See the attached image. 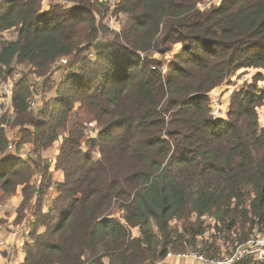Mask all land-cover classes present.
Returning <instances> with one entry per match:
<instances>
[{"label": "trees", "instance_id": "16d2710c", "mask_svg": "<svg viewBox=\"0 0 264 264\" xmlns=\"http://www.w3.org/2000/svg\"><path fill=\"white\" fill-rule=\"evenodd\" d=\"M73 1L42 11V0H0V34L18 33L1 45L0 81L14 63L42 77L82 47L91 50V60L82 58L57 90L50 112L35 118L31 91L11 92L20 125L33 127L17 150L49 149L59 131L68 132L76 104L101 130L87 152L81 125L64 138L55 167L62 181L48 211L49 163L29 168L0 138V190L12 196L22 188L20 210L35 201L22 264H161L170 253L197 249L205 231L191 225L206 217L230 232L264 233V128L257 113L264 91L234 93L227 119L213 115L209 97L241 69L264 70V0H221L204 12L199 5L206 0H120L127 19L110 42L100 41L96 0ZM178 44V63L165 74L152 55ZM36 175L39 186L32 184ZM252 255L234 264H259Z\"/></svg>", "mask_w": 264, "mask_h": 264}, {"label": "rangeland", "instance_id": "374dc122", "mask_svg": "<svg viewBox=\"0 0 264 264\" xmlns=\"http://www.w3.org/2000/svg\"><path fill=\"white\" fill-rule=\"evenodd\" d=\"M41 2L42 7H45L48 3L50 5L55 6L57 2L66 1L69 3L75 2L72 0H42ZM219 3L221 0H218ZM44 3V4H43ZM101 3V4H100ZM119 4L120 0H114V3H111L110 0H96L95 6L100 11L101 15H96L98 18V26L100 30V41L104 40L105 42L114 41V31L118 30L120 24H124L127 16L119 11ZM216 3L213 0H206L203 4L199 5V9L202 12L214 7ZM59 6V5H57ZM115 8V9H114ZM50 9L47 7L46 10ZM112 10V11H111ZM96 14V13H95ZM112 17L115 23V29H111L108 26V19ZM107 25L111 30H108ZM18 33L16 30H11L8 32H4L0 34V48L3 42L6 41H15L17 40ZM82 53L76 57H70L66 59V62H60V65L55 67L51 70L46 76H38L35 72V69L31 66L26 65H18L14 63L11 71L5 70L3 68V74L0 81V138L2 136L7 140L8 145L6 152H12L15 155H20L21 160L25 161L28 164L29 168H34V162H43L46 161L50 165V173L49 177L51 179L50 182H46V184H51V189H49L48 193L44 196L43 202V210L47 211L49 206L51 205L52 200L54 199L56 193V185L62 179V170L58 171L55 169L58 163V158L60 155V150L63 144V140L65 137L68 136V132L71 128L79 124L83 127L85 139L83 142L82 149L84 152H87L88 149L86 144L91 142L93 139H96L98 134L100 133L98 125L94 121H90L87 117L86 112L84 109L80 108L79 104H76L75 108L73 109L72 115L68 122V132L64 133L62 131L58 132V139L57 141L47 150L36 152L33 145L27 144L21 146L19 150H17L18 144L22 142V135H24L25 131L33 130L31 125H20V122L23 120L22 115H18L13 108L12 105V97H5L3 94L2 88L6 87L15 92L17 88L20 89H28L31 91V109L30 112L35 115V118L39 117V112H50L51 109L56 106L55 97L57 96V90L66 82L69 77L75 73L76 68L82 65V58H90L89 48L85 49L82 47ZM181 50V45H173L170 49L169 53L167 54H160L155 53L152 55V60L155 61V67L157 64H161L163 72L167 74V69L170 64L173 62H177L176 56ZM95 58V57H94ZM93 58V59H94ZM1 68V67H0ZM262 75L264 77V70H253V69H241L236 74L229 76L226 81L217 89H215L212 93L209 94L211 100V108L213 110V115H218L220 112L222 118H228L229 106L231 102V97L234 93L240 92L242 90H247L252 93H256L259 91H264V79L260 82L255 81V77ZM71 83V80L68 81V84ZM258 113V121L262 128H264V104L257 110ZM10 145H13V148H10ZM17 151V153H16ZM94 158H99L97 154V150L93 153ZM45 165V163H44ZM24 168H27L26 166ZM40 177L35 176L32 180V184H37L39 186ZM52 188L54 190H52ZM18 190H22L19 188ZM17 192L12 196H7L0 190V213H4L3 219L0 218V228L3 230L5 227V223L8 222V219L14 218V225L13 227H8L10 229L3 230V236L7 237L11 232V228H21L28 222L33 224L37 219L34 218L35 215V208L33 204L35 201L31 202L24 210H20V206L18 208L12 207L10 209H6V201L13 199L18 194ZM6 217V218H5ZM38 220H41L39 217ZM27 225V224H25ZM178 226L181 227L180 223H177ZM4 226V227H1ZM191 228L193 230H204L205 234L202 237L198 238V247L197 249H187L185 253H192L197 252L198 254L202 252L204 248L211 250V255L205 258H215V260L219 261H226L228 258L233 257L237 253H242L240 260L243 258H247V256H254L255 262L261 264L257 255H264V246L255 245L257 242L255 241L257 238H261L259 240L264 239V233L259 232L257 229L250 230L247 227L245 230L237 231V232H230L225 230L224 228L218 226L213 218L206 217L203 218L201 221L194 220L192 222ZM38 232H42L41 229H38ZM184 233V230H182ZM134 236H138V231L134 230ZM258 235L256 238H252L255 242L247 244V246H239L247 240L251 235ZM255 245V246H254ZM245 251V254H243ZM24 252L25 249H24ZM2 255L0 254V258ZM21 257V256H20ZM19 257L18 264H22L25 257ZM204 257V256H203ZM186 260L183 264H201L199 260L194 259H183ZM199 261V262H198ZM203 263V262H202ZM0 264H3V261H0ZM204 264V263H203ZM254 264V263H253Z\"/></svg>", "mask_w": 264, "mask_h": 264}, {"label": "built area", "instance_id": "2783aa9c", "mask_svg": "<svg viewBox=\"0 0 264 264\" xmlns=\"http://www.w3.org/2000/svg\"><path fill=\"white\" fill-rule=\"evenodd\" d=\"M213 1L217 4L219 3L218 0H213ZM110 2L114 3V0H110ZM58 3H61L62 5L66 6V7L72 6V3H69L66 1H60ZM108 26L111 29H115V23H114V19L112 17H109V19H108ZM61 61L66 62V59H62ZM2 91H3V94L5 95V97H11V90L9 88L6 89V87H4V88H2ZM214 116L220 117L221 114H220V112H218V115L214 114ZM10 148H13V145H10ZM11 230H12V232H11L9 239H8V242L11 245V249L9 250L10 255L7 258L8 260H10V258H12L14 256V254H19L21 256H25L24 244L31 242V240H30V235H31L30 225H25L24 227H21V228H12ZM2 237H3V230L0 228V253L8 245V242L2 240ZM259 239H261V238H257L255 240L257 243L253 239H251L248 241V244L250 245V243L255 242L256 243L255 245L264 246V239L262 241ZM262 249L264 250V248H262ZM242 252H244L243 254H245L244 250ZM241 255H242V253L239 252L236 255H234L233 257L228 258L226 261H216L213 259H208V258H205L203 256H200L199 254L194 253V252L183 253V254H171L170 253L167 255L165 261H168L171 259H181V260H183V259H194V260H199V261L203 262L204 264H234V263L240 261ZM256 257L259 258L260 262L264 260V255H257ZM164 262H162L161 264H163Z\"/></svg>", "mask_w": 264, "mask_h": 264}, {"label": "crops", "instance_id": "0c3cea01", "mask_svg": "<svg viewBox=\"0 0 264 264\" xmlns=\"http://www.w3.org/2000/svg\"><path fill=\"white\" fill-rule=\"evenodd\" d=\"M46 3H47V5L45 6V7H42V11H44V10H46L47 9V7H49L50 8V4L51 3H48V1H45ZM57 4H58V2H57ZM62 181V179L60 180V182ZM22 189V188H21ZM52 190H54L53 188H52ZM23 199H24V197H23V192H22V190H18V194L16 195V197H14L13 199H10V200H8V201H6V206H5V208L6 209H10V208H12V207H16V208H18L19 206H21V204H22V202H23ZM20 208V207H19ZM3 217H4V213L2 214V213H0V218L1 219H3ZM6 218V217H5ZM13 217L12 218H10V220L8 219V222L7 223H5V227L4 226H1V227H4L3 228V230L5 231V230H8V229H10V228H8V227H13V226H15L14 225V221H13ZM12 229V228H11ZM11 232H12V230H11ZM11 232L9 233V235H7V237H2V240H4V241H6V242H8V239H9V236H10V234H11ZM11 249V245H10V243L8 242V245H7V247L0 253L1 255H2V257H1V259H0V261L2 260L3 261V264H18V260H19V257L21 256V255H19V254H14V256L12 257V258H10V260H8L7 258L9 257V255H10V252H9V250ZM21 257H24V256H21ZM20 257V258H21ZM22 259V258H21ZM184 261H186V260H181V259H171V260H168V261H165L163 264H183V262Z\"/></svg>", "mask_w": 264, "mask_h": 264}]
</instances>
